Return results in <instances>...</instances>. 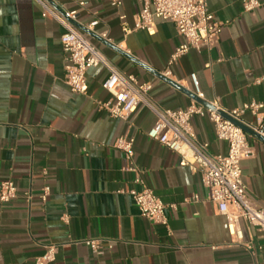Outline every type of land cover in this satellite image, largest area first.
Returning a JSON list of instances; mask_svg holds the SVG:
<instances>
[{"label": "crops", "instance_id": "1", "mask_svg": "<svg viewBox=\"0 0 264 264\" xmlns=\"http://www.w3.org/2000/svg\"><path fill=\"white\" fill-rule=\"evenodd\" d=\"M80 1L81 31L119 70L150 83L148 97L159 108L197 102L191 74L207 104L218 99L231 110L264 103V0L251 11L242 0H207L221 32L211 47L178 58L169 77L162 72L183 42L172 21L157 19L149 34L134 29L137 0L118 8L109 0H49L58 11L77 9ZM42 13L39 0H0V186L11 179L17 187L15 198L0 201V264H35L49 246L56 247L49 264H264L263 232L242 220L240 234L231 233L200 172L148 137L157 117L145 103L126 120L99 108L111 99L102 86L104 66L87 71L86 94L71 92L64 29ZM242 119L255 122L249 111ZM191 123L211 154H227L208 117L195 115ZM122 135L135 138L131 159L115 146ZM248 140L254 156L241 162L243 182L264 206V141L249 133ZM128 167L142 172L164 202L166 224L140 214L129 190L143 185ZM45 185L50 194L43 202ZM88 239L99 241L98 252Z\"/></svg>", "mask_w": 264, "mask_h": 264}, {"label": "built area", "instance_id": "2", "mask_svg": "<svg viewBox=\"0 0 264 264\" xmlns=\"http://www.w3.org/2000/svg\"><path fill=\"white\" fill-rule=\"evenodd\" d=\"M43 6V17H52L64 29L60 41L64 53V81L73 94H86L88 90L87 71L92 67L104 66L108 71L102 83L103 88L111 94V99L99 102V108L106 110L113 118L126 120L138 107L145 103L155 114L156 121L147 135L150 139L178 153L183 165H189L198 171L202 183L206 187L207 199L215 203L218 211L225 215L231 233L240 234L242 220L251 226L258 227L264 234V206L254 201L243 182L241 162L254 156L249 144L248 133L235 122L223 115L243 123L242 116L249 111L255 117L254 123H244L254 131L264 135V103L252 101L243 107L223 110L218 99L211 101L210 107L199 102H192L185 108L163 109L153 104L148 92L150 83H139L133 74L119 70L94 45L76 25L80 9L84 1L73 10L58 11L49 0H39ZM113 7H120L122 0H109ZM141 4L135 17L134 29L146 30L149 34L156 32V20L172 21L183 42L176 47L168 60L167 67L162 72L166 77L171 75V65L190 49L200 51L211 47L221 32L222 23L215 19L209 10L207 0H137ZM261 5L259 0H242L245 11H251ZM96 24L93 22L91 25ZM126 32L130 30L125 29ZM194 94L203 97L199 81L191 74ZM208 117L213 122L215 134L219 140L228 143L227 154H211L208 143H200L195 138L191 120L195 116ZM135 138L129 135L120 136L115 146L126 158L134 155ZM128 171L136 172L134 182L143 185L141 190L132 188V195L140 214L154 224H166L165 204L155 192L144 183L143 173L135 167ZM50 187L45 185L40 199L46 202ZM17 196V187L13 180H6L0 186V201L7 202ZM27 197L31 195L27 193ZM94 252L99 251V241H85ZM56 247H47L44 254L35 259V264H49L55 260Z\"/></svg>", "mask_w": 264, "mask_h": 264}, {"label": "water", "instance_id": "3", "mask_svg": "<svg viewBox=\"0 0 264 264\" xmlns=\"http://www.w3.org/2000/svg\"><path fill=\"white\" fill-rule=\"evenodd\" d=\"M76 25L79 27V25H78L77 23H76ZM79 28H80L81 30L85 31V30L82 29L81 27H79ZM194 96H195L197 102L202 103V104H204V105L207 106V107H210L209 104L205 103L202 99L198 98L195 94H194ZM223 115H224L225 117L229 118L230 120H232L233 122H235L237 125L241 126V127L244 129V131H246L247 133L252 134V135H254L255 137H257V138H259V139H261V140L264 141V137H263V135H261V133H258V132H256V131H254L253 129H251L250 127L246 126L245 124H243V123H241V122H239V121H236V120H234V119L228 117V116H227L226 114H224V113H223Z\"/></svg>", "mask_w": 264, "mask_h": 264}]
</instances>
